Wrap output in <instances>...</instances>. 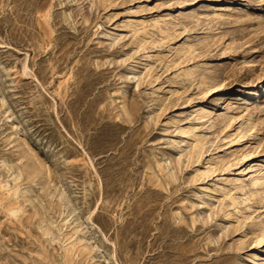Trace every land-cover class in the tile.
Segmentation results:
<instances>
[{
	"label": "rangeland",
	"instance_id": "374dc122",
	"mask_svg": "<svg viewBox=\"0 0 264 264\" xmlns=\"http://www.w3.org/2000/svg\"><path fill=\"white\" fill-rule=\"evenodd\" d=\"M0 264H264V0H0Z\"/></svg>",
	"mask_w": 264,
	"mask_h": 264
}]
</instances>
